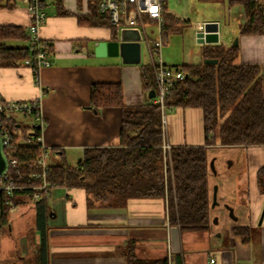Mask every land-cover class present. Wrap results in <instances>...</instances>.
I'll use <instances>...</instances> for the list:
<instances>
[{
    "label": "crops",
    "instance_id": "obj_1",
    "mask_svg": "<svg viewBox=\"0 0 264 264\" xmlns=\"http://www.w3.org/2000/svg\"><path fill=\"white\" fill-rule=\"evenodd\" d=\"M230 1L236 3L229 4ZM240 1L244 0H227L230 7H241L243 23L245 15ZM55 2L69 14H56ZM164 4L165 23L170 14ZM90 5V0H47V18L40 36L52 45L51 66L34 74L23 62L0 61V95L7 100L27 101L42 92L43 143L48 151L56 150L52 153L57 159L55 163L64 160L71 167L78 165L86 149L123 147L119 137L121 111L110 107L93 110V84H119L125 106H140L147 97L140 80V64L130 66L123 64L120 57L99 58L94 54V44L110 40L111 30L79 25L77 17H87ZM211 22L218 24L217 44L231 46L221 36L220 23ZM28 25L29 15L21 3L0 0V26L26 30ZM0 43L28 47L27 40ZM237 44L236 63L261 68L264 96V34L240 35ZM21 123L30 126L31 121L25 119ZM166 125L165 139L171 147L206 149L207 231L180 230L176 211L169 209L166 196L129 197L112 206H88L83 189L55 188L46 200L42 218L38 217L36 203L30 196L17 198L19 202L8 208L7 223L0 234V241H4L0 245V264H127L121 250L128 242H132L134 254L142 260L165 258L170 264H264V179L259 186L257 177L258 169L264 166V146L240 147L237 153L232 147L227 156L230 165L239 160L242 152L245 174H218L216 164L220 158L215 154L224 147L205 144L200 109L173 108L166 117ZM225 205L232 209L235 219L229 216ZM232 228L247 232H235Z\"/></svg>",
    "mask_w": 264,
    "mask_h": 264
},
{
    "label": "trees",
    "instance_id": "obj_2",
    "mask_svg": "<svg viewBox=\"0 0 264 264\" xmlns=\"http://www.w3.org/2000/svg\"><path fill=\"white\" fill-rule=\"evenodd\" d=\"M204 1V0H201ZM165 0H163V3ZM236 2L230 1L229 4ZM243 6L245 21L239 25L240 35L264 34V14L254 9L252 0L238 2ZM56 14L67 15L59 2H55ZM165 9V4H164ZM79 25L107 27L111 38L116 35L106 17L90 5L87 17L78 16ZM27 40L26 30L14 26H0V41ZM48 42V41H47ZM164 43V35H163ZM48 49L52 52V45ZM201 62L178 66L185 77L173 84L165 97V110L173 108H197L202 112L205 144L218 143L223 147L264 146V96L261 68L257 65L237 64L239 46L225 47L221 44H202ZM29 47H9L0 43L2 64H14L31 57ZM205 59L216 60L205 64ZM6 61V62H5ZM140 80L144 94L155 92L151 67L139 65ZM36 74V73H34ZM146 97L140 106H125L121 86L117 83H96L90 88V106L93 110L110 107L121 111L119 149H86L83 159L76 167L64 160L48 163L46 179L49 182L47 195L35 201L38 217L46 210V200L52 189L81 188L85 191L87 205L112 206L129 197H164L169 209H175L180 230L207 231L209 229V200L207 185V155L205 147L176 146L170 149V165L164 164L162 113L153 99ZM11 132L12 148L18 161L22 183L29 174L39 172L28 164L41 155L39 146L33 145L31 126L21 122L6 123ZM137 131L135 135L130 132ZM29 141L30 145L24 144ZM5 152L7 150L5 149ZM56 153V150H51ZM49 153V152H48ZM170 166V167H169ZM10 168L9 172L13 173ZM257 177L264 178V166L258 169ZM30 190L17 192L10 200L0 195V234L7 223L9 203L16 205L21 196H30ZM235 232L247 229L232 228ZM127 264H168L167 259L142 260L134 254L132 242L121 250Z\"/></svg>",
    "mask_w": 264,
    "mask_h": 264
},
{
    "label": "built area",
    "instance_id": "obj_3",
    "mask_svg": "<svg viewBox=\"0 0 264 264\" xmlns=\"http://www.w3.org/2000/svg\"><path fill=\"white\" fill-rule=\"evenodd\" d=\"M21 3L28 15L29 25L26 29L29 37L28 49L33 53L31 57L24 59L23 63L34 73L40 69L51 66V52L48 49V42L42 40L40 36V28L44 25L47 12V0H15ZM94 4L98 13L106 17L108 23L115 28L116 35H119L122 29H134L139 31L141 41L145 40L150 58L148 65L152 69L155 82L154 103L159 105L162 113L163 126V143L161 148L164 154V164L170 165V149L171 146L166 141V120L164 100L171 86L177 81L182 80L185 74L179 67H169L165 65L160 56L163 45L162 29L164 24V3L163 0H90ZM254 9L260 8L264 14V0H252ZM153 23L158 31L156 40H150L146 26ZM203 24L197 26L196 34L203 32ZM41 94L27 101L7 100L0 95V137L3 144L4 154L8 160V169L0 174V195L10 200L17 192L30 190V197L37 201L41 196L47 195L49 182L46 179V170L48 164V149L43 143L42 132L45 126V118L41 104ZM30 119L33 132H38L34 137L33 145L39 146L41 155L31 161L28 166H36L39 172L29 174L30 179H37L39 182L34 184L28 181L27 184L22 183L23 176L19 171V167L25 162H20L15 156L12 148V137L6 123L10 121L21 122ZM30 145L29 141L24 142ZM5 149L7 152H5ZM170 167V166H169ZM10 168L14 174L9 172ZM9 207L12 204L9 203ZM168 264H170V261Z\"/></svg>",
    "mask_w": 264,
    "mask_h": 264
},
{
    "label": "rangeland",
    "instance_id": "obj_4",
    "mask_svg": "<svg viewBox=\"0 0 264 264\" xmlns=\"http://www.w3.org/2000/svg\"><path fill=\"white\" fill-rule=\"evenodd\" d=\"M165 2L167 13L170 15L163 24L164 43L160 56L162 62L167 66L182 64V62H185L183 64H197L200 62L202 46L197 44L196 39L198 24L218 21L220 23L221 36L227 45H232L240 36L238 28L243 21V19H240L243 14L242 9L237 5L230 7L227 0H165ZM145 29L150 40L157 39L158 31L154 25L149 24ZM140 51V64L147 65L150 62V58L145 40L140 42ZM106 58L112 59L114 57ZM168 114L169 110H165V120ZM235 148L236 153L240 151L237 149L240 147ZM232 149L234 148L224 147L215 154L220 158V161L216 164L218 174H245L246 165L243 161L242 152L239 160L230 165L231 161L227 156L231 154ZM213 151L215 152L216 150ZM48 152H50L47 158L48 162H57L52 152ZM1 243L4 244V241H0V245Z\"/></svg>",
    "mask_w": 264,
    "mask_h": 264
},
{
    "label": "water",
    "instance_id": "obj_5",
    "mask_svg": "<svg viewBox=\"0 0 264 264\" xmlns=\"http://www.w3.org/2000/svg\"><path fill=\"white\" fill-rule=\"evenodd\" d=\"M197 43L199 44H217L218 42V24L215 22H206L203 26V32L196 34ZM141 36L139 31L134 29H122L119 35H115L108 41H100L94 44V54L97 57H120L123 64L128 65H139L141 60L140 51ZM237 45L235 40L232 46ZM205 64H215L216 60L205 59ZM155 92L150 91L148 98L154 99ZM8 160L4 154L3 144L0 137V174H3L8 169ZM210 169L212 170L213 165L210 163ZM264 179V178H263ZM261 179V181L263 180ZM260 181L261 185L262 182ZM215 190V189H214ZM212 198L215 201V191L212 194ZM215 203V202H214ZM224 208L229 212V216L233 217V211L228 206ZM264 213V206L262 214ZM215 221V220H214Z\"/></svg>",
    "mask_w": 264,
    "mask_h": 264
}]
</instances>
